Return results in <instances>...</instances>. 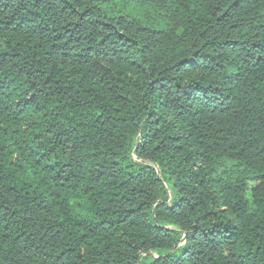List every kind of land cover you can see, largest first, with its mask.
Masks as SVG:
<instances>
[{"label":"trees","instance_id":"obj_1","mask_svg":"<svg viewBox=\"0 0 264 264\" xmlns=\"http://www.w3.org/2000/svg\"><path fill=\"white\" fill-rule=\"evenodd\" d=\"M0 0V264H264V0Z\"/></svg>","mask_w":264,"mask_h":264},{"label":"rangeland","instance_id":"obj_2","mask_svg":"<svg viewBox=\"0 0 264 264\" xmlns=\"http://www.w3.org/2000/svg\"><path fill=\"white\" fill-rule=\"evenodd\" d=\"M109 17L124 16L140 21L144 26H149L158 31H165L169 24L149 7H144L137 0H111L105 7Z\"/></svg>","mask_w":264,"mask_h":264}]
</instances>
